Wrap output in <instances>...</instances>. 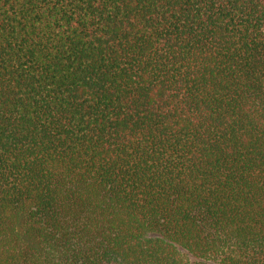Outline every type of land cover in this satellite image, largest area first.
Instances as JSON below:
<instances>
[{
    "label": "trees",
    "instance_id": "1",
    "mask_svg": "<svg viewBox=\"0 0 264 264\" xmlns=\"http://www.w3.org/2000/svg\"><path fill=\"white\" fill-rule=\"evenodd\" d=\"M0 264H264V0H0Z\"/></svg>",
    "mask_w": 264,
    "mask_h": 264
}]
</instances>
